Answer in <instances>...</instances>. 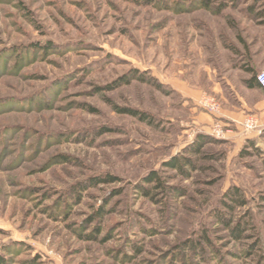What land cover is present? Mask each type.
Returning a JSON list of instances; mask_svg holds the SVG:
<instances>
[{
    "label": "rangeland",
    "instance_id": "obj_1",
    "mask_svg": "<svg viewBox=\"0 0 264 264\" xmlns=\"http://www.w3.org/2000/svg\"><path fill=\"white\" fill-rule=\"evenodd\" d=\"M263 12L0 0V264H264V119L224 67Z\"/></svg>",
    "mask_w": 264,
    "mask_h": 264
},
{
    "label": "crops",
    "instance_id": "obj_2",
    "mask_svg": "<svg viewBox=\"0 0 264 264\" xmlns=\"http://www.w3.org/2000/svg\"><path fill=\"white\" fill-rule=\"evenodd\" d=\"M236 42V48L229 46L224 49V59H228L227 53L229 55L233 53L234 57L239 56V63L224 61V67L230 72L232 71L233 75L236 74L243 78L241 89L244 94L240 97L242 103L240 110L253 109L264 119L263 90L255 85L251 86L245 83L255 74V70H264V23L259 22L249 28H242ZM229 59H231L230 56ZM219 105V109H221V104ZM222 113L231 119L240 115L238 111L225 106L222 108Z\"/></svg>",
    "mask_w": 264,
    "mask_h": 264
},
{
    "label": "trees",
    "instance_id": "obj_3",
    "mask_svg": "<svg viewBox=\"0 0 264 264\" xmlns=\"http://www.w3.org/2000/svg\"><path fill=\"white\" fill-rule=\"evenodd\" d=\"M208 4L207 3H205V6H207ZM258 17H260L261 19H263V20H261L262 21V23H264V12L263 13H260L259 14V16ZM49 46H47V47H45L46 49L48 48ZM256 74V73H255ZM255 74H253L249 79H247L246 80V84H248V85H255V86H257V87H259V85L257 84V82H256V79H255ZM136 76V75H135ZM127 76H125V77H123V81H124V83H129V81H128V79L126 78ZM141 77L142 76H139V78L141 79ZM260 88V87H259ZM198 143H199V145H201V142L200 141H198ZM196 149L197 148H194V149H192V150H194V151H196ZM184 164H190V165H193V163L191 162V161H187L186 159H185V161L184 162H181L180 163V160H179V158H173L172 159V161H171V164L170 165H172L174 168H178V169H182V167H183V165ZM153 177H156V174H154L152 177H151V180H153ZM102 181V182H104V181H112L113 180V178L112 179H110V178H108V177H106V178H101V180H100V178H93V181H95V183H97V182H99V181ZM159 186V185H158ZM238 188H235L234 190H232V194H227V195H229V197L231 198V199H238ZM146 193L147 194H149V192L148 191H146Z\"/></svg>",
    "mask_w": 264,
    "mask_h": 264
},
{
    "label": "built area",
    "instance_id": "obj_4",
    "mask_svg": "<svg viewBox=\"0 0 264 264\" xmlns=\"http://www.w3.org/2000/svg\"><path fill=\"white\" fill-rule=\"evenodd\" d=\"M255 79L259 87L263 90L264 92V70H261L255 74ZM204 105L216 109L215 104L213 101L208 100V98H204L203 101ZM243 125L247 130H251L256 128L259 125V120L255 116H248L245 118L243 121ZM218 134H220V130H217Z\"/></svg>",
    "mask_w": 264,
    "mask_h": 264
}]
</instances>
